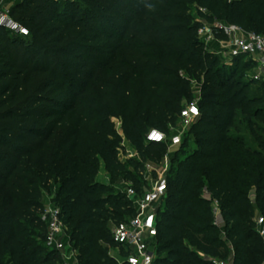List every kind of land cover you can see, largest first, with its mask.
Segmentation results:
<instances>
[{"label":"trees","instance_id":"16d2710c","mask_svg":"<svg viewBox=\"0 0 264 264\" xmlns=\"http://www.w3.org/2000/svg\"><path fill=\"white\" fill-rule=\"evenodd\" d=\"M195 9L202 21L264 36V0L14 3L10 18L29 36L0 30V264L5 255L12 264H63L41 217L57 182L54 202L79 264H119L107 247L116 248L112 227L136 211L113 184L123 179L144 194L147 165L168 153V144L147 137L171 135L196 83L200 118L188 133L196 147L181 150L168 178L155 264H214L203 254L227 261L229 245L232 264L263 263L255 220L258 211L264 218L263 99L250 97L237 68L222 66L198 38ZM239 115L255 149L232 134ZM122 138L138 159H119ZM100 159L111 185L96 181Z\"/></svg>","mask_w":264,"mask_h":264},{"label":"built area","instance_id":"2783aa9c","mask_svg":"<svg viewBox=\"0 0 264 264\" xmlns=\"http://www.w3.org/2000/svg\"><path fill=\"white\" fill-rule=\"evenodd\" d=\"M4 6H6L5 0L0 5V30L6 29L17 35L28 37L29 31L10 18L11 9L1 10ZM198 38L207 49L212 44H216L218 48L223 47V49L213 51L217 57L227 53L230 62L241 57L246 58L258 70L250 77L251 81L264 82V36L247 33L233 24L223 22L210 24L202 21V25L198 29ZM199 118L198 104L187 103L181 111L177 125L171 128L174 136L170 144L167 143V136L157 130H152L147 139L152 143H166L168 150L171 151L172 148L181 145L182 133L190 130ZM115 123L117 130L121 133V122L115 120ZM122 156H124L123 159ZM135 156H138L137 152ZM134 158V155L130 154L120 153L119 155L122 162ZM126 184L128 189L125 191V195L132 200L136 213L124 222L113 226L112 238L116 248L107 246L109 253L119 264H155L158 245L157 212L167 197L168 178L166 175L160 176L154 186L150 189L146 188L140 197L137 196L131 184ZM213 210L215 225L220 226L221 211L217 201L213 202ZM41 217L47 228L48 247L61 255L63 264H79L78 252L72 245L61 209L50 197L44 200ZM256 225L259 235L264 239V218L260 216L256 219ZM213 263L226 264L217 261H213Z\"/></svg>","mask_w":264,"mask_h":264},{"label":"rangeland","instance_id":"374dc122","mask_svg":"<svg viewBox=\"0 0 264 264\" xmlns=\"http://www.w3.org/2000/svg\"><path fill=\"white\" fill-rule=\"evenodd\" d=\"M19 1H22V0H5L6 6H4L1 10L11 9L12 6L14 5V3L19 2ZM193 17L195 20L202 22V20L197 16L196 9L193 11ZM221 48L223 49V47L218 48L216 46V44H212L211 46L208 47V50L210 52L212 51L211 53H214L213 51H216L217 49H221ZM218 58H219V61H220L222 66L237 68V74L235 77L239 78V79L241 78L242 81H244L246 84H248V86H249L248 95L250 97H261L263 99L262 105L264 106V82L263 81H251V79H250V77L252 75H254L256 72H258V70H256L254 65L244 57H241L240 59H238L237 63L234 64L235 62H230V59H229V56L227 55V53L223 54V56L218 57ZM234 65H236V66H234ZM201 98H202V86L200 84L196 83L193 85V100L189 103L195 102V103L199 104L201 102ZM236 122H237V129L232 130V134L239 136V137H242L244 139L246 145L250 149H255L257 146L254 142V139L250 135V132L248 130V126H247V123H246L244 117L239 115ZM189 131L190 130H186L182 133L181 145L178 147L172 148L171 151L168 150L167 155L159 163H157V164L149 163V166H147V168H146L145 177H144V182H145L144 185L147 186L149 189L154 186V184L160 178V176L166 175L167 178H170L171 170L173 168V165H175L174 161L179 160V159L184 157L183 154H181V150L183 148L186 147L189 150H192L196 147L194 139L190 135H188ZM173 136H174V132H172L171 135L167 137V143L168 144L171 143ZM185 141L187 142V144H186L187 146H183V143ZM118 152H119V155H120V153H122L123 155L130 154V155H134V157H135L134 159L139 158V156H135L136 149H135L134 145H132L126 138L120 139ZM123 157L124 156H122V159H123ZM96 181L99 183L111 185L110 177L105 170V165H104V162L102 159H100V167H99L98 175L96 177ZM126 183H128V182L121 179L116 184L114 183L113 187L118 194L119 193L122 194V193H125V191L128 189V186ZM60 186H61L60 182L52 183L51 187L45 192V199H48V197H50L54 201L55 198L57 197L58 190H59ZM255 193H256V188H251V190L249 192V197L251 198L252 201L255 200ZM163 205H164V201L161 203L160 207H162ZM260 215H261V213L258 211L256 214V217H260ZM74 220L77 221L78 217L76 216ZM75 250L78 252L77 249H75ZM202 257H204L205 259H207L209 261L223 262L222 260H220L218 258L217 259L212 258L206 254H203ZM1 264H12L8 255L4 256Z\"/></svg>","mask_w":264,"mask_h":264},{"label":"crops","instance_id":"0c3cea01","mask_svg":"<svg viewBox=\"0 0 264 264\" xmlns=\"http://www.w3.org/2000/svg\"><path fill=\"white\" fill-rule=\"evenodd\" d=\"M259 217H256L255 218V220L256 219H258ZM221 222V225H222V221H220ZM221 231H222V233L224 234V229H223V227H222V229H221ZM229 247H230V255H229V259L227 260V261H223L224 263H226V264H232L233 263V260H234V251H233V248L229 245Z\"/></svg>","mask_w":264,"mask_h":264},{"label":"clouds","instance_id":"9594fccd","mask_svg":"<svg viewBox=\"0 0 264 264\" xmlns=\"http://www.w3.org/2000/svg\"><path fill=\"white\" fill-rule=\"evenodd\" d=\"M146 7L149 8V9H151V8L153 7V4L148 3V4L146 5Z\"/></svg>","mask_w":264,"mask_h":264}]
</instances>
